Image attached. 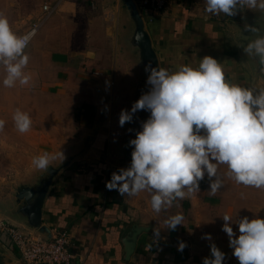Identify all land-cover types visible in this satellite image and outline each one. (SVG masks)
<instances>
[{"label": "crops", "instance_id": "1", "mask_svg": "<svg viewBox=\"0 0 264 264\" xmlns=\"http://www.w3.org/2000/svg\"><path fill=\"white\" fill-rule=\"evenodd\" d=\"M132 1L160 68H195L209 55L221 62L227 81L264 89V66L242 48L256 38L243 31L245 24L264 34V11L245 7L232 17L215 16L205 12L204 0H167L159 11L142 9V0ZM44 4L55 8L48 12ZM122 4L121 0H0V14L17 35L38 23L25 49L30 57L25 69L32 77L30 85L17 82L15 87H5L0 67V119L6 121L0 131V150L8 167L34 171L36 177L44 170L32 164L34 156L60 151L65 156L62 162L58 158L51 163L62 165L44 197L39 227L29 225L23 203L15 196L14 185L21 179L13 180V191L0 195V220L44 236L67 229L74 264H203V258L211 256V243L225 253L223 264H239L222 231V217L228 214L233 222L244 216L264 218V211L253 189L237 184L227 173L220 175L223 186L215 194L207 180L199 192L159 213L152 210L146 191L122 197L106 188L111 174L131 163L120 161L127 146L126 133L117 121L119 107L130 110L134 103L120 95L135 87L134 82L127 83V73H134L131 68L139 61V51L130 41L134 20ZM17 108L32 119L26 133H19L14 125ZM177 213L183 214V225L171 231L164 222ZM232 227L239 235L238 226ZM135 228L140 231L134 249L128 251L127 239ZM153 229L159 230V237L154 238ZM206 233L211 241L202 238ZM180 241L186 243L182 252ZM0 244L8 264H23L2 233Z\"/></svg>", "mask_w": 264, "mask_h": 264}, {"label": "clouds", "instance_id": "2", "mask_svg": "<svg viewBox=\"0 0 264 264\" xmlns=\"http://www.w3.org/2000/svg\"><path fill=\"white\" fill-rule=\"evenodd\" d=\"M210 15L235 16L242 8L264 11V0H204ZM243 31L256 38L242 46L243 51L264 66V34L255 25L245 24ZM35 31L17 35L8 18L0 14V67L5 76L3 85L28 86L32 80L25 72L30 57L26 54ZM149 90L135 101L130 110L122 109L119 125L130 123L138 111L149 117L141 122V130L129 141L133 148L131 163L111 174L108 190L122 197H133L142 191L150 194L153 211L170 208L177 200L200 191V181L207 175L209 191L215 194L223 186L220 165L227 166V175L237 184L264 188V89L256 91L226 80L221 62L205 55L198 67L181 65L176 71L145 64ZM19 133L31 130L32 119L17 108L13 114ZM6 121L0 119V131ZM65 159L62 151L43 153L32 158L35 168L48 171L52 161ZM224 231L232 255L239 264H264V218L247 216L233 222L222 217ZM181 213L165 220V227L175 231L183 225ZM238 226L239 235L232 224ZM159 237V230L153 229ZM212 240L211 234L202 237ZM210 257L203 264H223L225 253L215 243L210 245ZM186 243H178L183 251Z\"/></svg>", "mask_w": 264, "mask_h": 264}, {"label": "water", "instance_id": "3", "mask_svg": "<svg viewBox=\"0 0 264 264\" xmlns=\"http://www.w3.org/2000/svg\"><path fill=\"white\" fill-rule=\"evenodd\" d=\"M121 1L123 3L122 6L130 12L131 17L134 20V29L130 41L132 42L133 46H135L139 51L138 62L140 63L141 66L144 67L146 63L151 61L153 67H160L156 52L152 47L151 39L149 37V34L144 28L143 20L134 2L132 0H121ZM147 88L149 90L148 85ZM141 112H142L141 118L143 120H146L150 115V113L147 111H141ZM61 165L62 164H59L58 166L51 165L48 171L44 170L39 177L38 176L35 177L36 182L34 181L35 178H33L31 181L24 183L21 188L15 189L16 191L15 196L17 200L22 201L23 211L26 212V215L28 216V223L32 228H37L41 225V206L44 197L49 189V186L51 185L53 178L56 172L60 169ZM139 231H140L139 228H135L132 234L130 235V237L127 239L128 251H132L134 249L136 243V237ZM44 237L49 238L50 234L45 235ZM4 249L5 248L0 244V264H8L10 262V259L8 258L6 259L4 255V251H5Z\"/></svg>", "mask_w": 264, "mask_h": 264}, {"label": "built area", "instance_id": "4", "mask_svg": "<svg viewBox=\"0 0 264 264\" xmlns=\"http://www.w3.org/2000/svg\"><path fill=\"white\" fill-rule=\"evenodd\" d=\"M167 0H142V9L159 11ZM54 7L44 4L43 9L50 12ZM37 22L21 35L36 32ZM29 45V44H28ZM4 234L16 248L23 264H74L75 254L70 250L71 236L67 229L56 230L49 238L36 234L28 229L7 224L0 220V235Z\"/></svg>", "mask_w": 264, "mask_h": 264}, {"label": "rangeland", "instance_id": "5", "mask_svg": "<svg viewBox=\"0 0 264 264\" xmlns=\"http://www.w3.org/2000/svg\"><path fill=\"white\" fill-rule=\"evenodd\" d=\"M248 42L250 41L248 40L247 43ZM133 64L134 65L131 69L134 71V73L132 72L127 73V74H130V77L128 78L127 83L134 82L135 87L133 89H127L128 92H125V95H120V96L124 98H132L133 102H135L140 98V96L143 93L148 91L147 83H146L148 74H144L146 72L142 71V66L139 65V62L138 63L133 62ZM122 109H125V106L122 105L119 107L120 112ZM141 113H142L141 111H138L137 113H135L133 116L132 122L130 123L126 122L123 127L119 125V120L117 121L119 125V129L124 130V132L126 133V136L124 137V139L126 141L127 151H126V155L124 154V151L121 154V159H120L121 162L124 161L125 163L128 160L131 161V152L133 148L129 146V141L135 138L136 132L141 130V122L145 121V120H140L142 119ZM121 146L125 147L123 144H121ZM8 165L9 163L7 162V157H6L5 152H2L0 150V195H5L6 192L13 191V189H11V186H12L11 183L12 182L14 183L13 180H16V181L17 179L23 180V182L19 183V185H14V187L16 188H21L24 183L31 181L34 177H36L34 175V171L27 170V169L26 170L25 169H12L11 167H8ZM220 167L221 169L219 170V175L222 176L223 173H227L228 170L227 168L223 169L224 165H220ZM206 176L207 175H205L204 180L200 181V185L202 184L201 185L202 187L207 186L208 179L206 178ZM5 178L8 181H5ZM247 187H250V186H247ZM251 188L253 189V196H256V201L258 205L262 206V210L264 211V188H261V189H257L254 187H251Z\"/></svg>", "mask_w": 264, "mask_h": 264}]
</instances>
